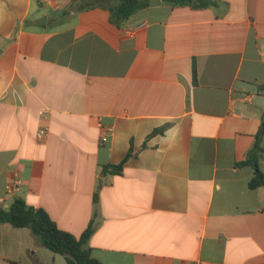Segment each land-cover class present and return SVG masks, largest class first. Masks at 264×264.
I'll return each mask as SVG.
<instances>
[{"label":"crops","instance_id":"0c3cea01","mask_svg":"<svg viewBox=\"0 0 264 264\" xmlns=\"http://www.w3.org/2000/svg\"><path fill=\"white\" fill-rule=\"evenodd\" d=\"M212 1H155L117 27L102 8L65 15L71 0H0L5 207L76 237L94 219L102 264H264V187L237 165L264 149V0ZM0 264L67 261L1 224Z\"/></svg>","mask_w":264,"mask_h":264},{"label":"trees","instance_id":"16d2710c","mask_svg":"<svg viewBox=\"0 0 264 264\" xmlns=\"http://www.w3.org/2000/svg\"><path fill=\"white\" fill-rule=\"evenodd\" d=\"M155 1L169 4L172 7L189 6L194 9H205L218 5L212 0H71V6L64 13L69 16L71 12L102 8L109 11L111 22L117 27H121L129 18L139 11L149 8ZM193 77L196 83L197 68L195 64ZM169 126L167 124L154 130L147 139L156 135H163ZM145 148H147L146 143L142 149ZM263 152L261 135H259L249 151L247 159L237 164L238 166H251L254 169V177L249 182L250 189L264 187V173L260 169V159ZM135 156L131 148L121 163L107 166L105 169L120 174L129 159ZM97 199L98 197L95 196V201ZM1 224H10L16 229H30L43 247L65 257L67 264H102L92 256V249L88 247V242L95 232L94 219L86 231L80 237H76L61 230L45 209L36 208L29 205L25 200L17 198L8 207H0Z\"/></svg>","mask_w":264,"mask_h":264},{"label":"built area","instance_id":"2783aa9c","mask_svg":"<svg viewBox=\"0 0 264 264\" xmlns=\"http://www.w3.org/2000/svg\"><path fill=\"white\" fill-rule=\"evenodd\" d=\"M113 133V128L112 127H108L107 129H105V132L103 133L101 140L104 142L106 141V138L111 135ZM23 184V181L17 177L13 183H11L10 185L7 186V192L8 193H12L14 190L19 189V187ZM0 205H2L3 207L6 206V203L4 200H0ZM8 206V205H7Z\"/></svg>","mask_w":264,"mask_h":264},{"label":"water","instance_id":"95a60500","mask_svg":"<svg viewBox=\"0 0 264 264\" xmlns=\"http://www.w3.org/2000/svg\"><path fill=\"white\" fill-rule=\"evenodd\" d=\"M43 21H46V19H45V18H43Z\"/></svg>","mask_w":264,"mask_h":264}]
</instances>
